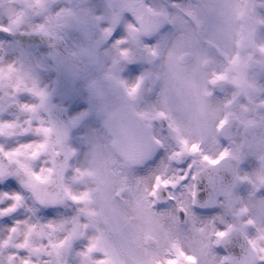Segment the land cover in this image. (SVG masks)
<instances>
[{"label":"clouds","instance_id":"obj_1","mask_svg":"<svg viewBox=\"0 0 264 264\" xmlns=\"http://www.w3.org/2000/svg\"><path fill=\"white\" fill-rule=\"evenodd\" d=\"M10 10L19 23H11ZM189 10L184 0H139L131 8L116 0H4L0 190L8 191L0 192V264H114L117 247L120 264H140L141 250L102 224L96 177L88 174L94 138L111 154L113 171L125 162L114 150L122 137L105 127L101 103L147 147L149 156L133 168L147 181V203L176 222L173 237L149 245L159 250L153 264H167L175 246L209 264L202 245L212 264H264V195L257 209L241 191L247 181L255 195L264 180L253 182L244 158L209 163L231 153L242 135L234 110L257 118L264 135V84L259 96L237 100L233 82H216L220 69L209 65L200 74V98L219 102L217 111L165 101L177 55L174 21H191ZM84 112L89 120L73 127ZM259 167L264 171V156Z\"/></svg>","mask_w":264,"mask_h":264},{"label":"rangeland","instance_id":"obj_2","mask_svg":"<svg viewBox=\"0 0 264 264\" xmlns=\"http://www.w3.org/2000/svg\"><path fill=\"white\" fill-rule=\"evenodd\" d=\"M203 1V5L196 6L192 8L194 10V13H196V7L199 8V14L201 15L204 11H206V14L210 11L212 15V20L208 18V21L203 22V27L206 30H209L214 26V29L217 30L218 28L222 27V0H214L215 3L212 1L211 6L207 5V1L209 0H201ZM210 9V10H209ZM179 18V17H178ZM214 19V20H213ZM217 19H220V23L217 21ZM179 23L181 25V28L190 31L192 27H184L183 25H186V21L184 18L180 19L179 18ZM219 25V26H216ZM183 26V27H182ZM192 33L187 34V32L184 34V41L186 40H191ZM226 41V44L230 46L232 42L234 41V38L232 37V34L230 35H225V38H223ZM222 39V40H223ZM194 40V38H193ZM223 40V41H224ZM190 43V41H186ZM200 90V89H199ZM244 98L238 97V100L243 101ZM238 111L240 110V114L242 116V123H245L248 119H251L252 117H249L246 113H244L241 109H237ZM235 112V111H233ZM254 118V117H253ZM88 131H91V129H88ZM94 141L95 138H94ZM104 149V148H103ZM95 160L92 164V171H90L88 174L91 176L96 177V184L94 186L95 191H100L104 190L105 195H96V198L101 201L103 205V211L105 213V216H108L109 219L107 222L111 226V228H116L117 231H122L130 234L132 238L137 240L136 244H130L132 248L134 249H140L141 252L143 253L142 255L136 257V259L140 262V264H153V261L156 259V257L159 255V250L155 247L152 248H143V247H138L142 243L143 235L146 234H153L156 235V237H159L161 240H166L169 239V237L163 232V224L159 222L158 218L156 217L158 213L155 212V216L153 215V209L150 207V205L147 203L145 196H144V191L142 189V186L139 184L133 185L132 182V168L133 165L141 163L137 162L133 165H126L124 162L123 165L120 167L116 168L115 171H113L112 168L108 170V165L113 164L114 161L111 158V154L108 153V156H105V149L99 150L98 147L95 144ZM230 154L240 156L246 160L249 161V163L244 164L245 169H249L252 171V173L257 174V176L253 177L252 175V180L255 184L259 185L261 180H263V174L260 176L256 170V165L257 161L260 158L261 154V149L254 148L251 151L243 154L236 145H233L232 151ZM107 163V164H106ZM109 163V164H108ZM259 166V164H258ZM260 168V167H259ZM261 171V169H260ZM262 173V171H261ZM101 181L104 182L100 183ZM103 184V185H102ZM247 190L252 188V184H248L247 181H245ZM139 185V186H138ZM122 189V191L119 194H114L115 189L118 188ZM255 190V189H254ZM245 194L248 193V191H245L244 189H241ZM259 195H264V188H261L259 192H256V194L253 197H250L248 203L251 206H255L257 209V204L256 201H258L257 196ZM87 195L85 194L83 198H86ZM88 198V197H87ZM131 198H136L135 200L137 201L138 208L134 210L133 212L126 210V208L129 205ZM254 202V205L252 203ZM125 213L128 216L134 215L136 218H127L129 221L130 226L128 224H124L125 218L124 215ZM133 213V214H132ZM166 217L171 220L173 219V226L176 229V222L174 217H172L170 214H166ZM113 219V220H110ZM135 219V222L132 224L133 220ZM166 220V219H165ZM140 225V228L139 226ZM173 244H175V240L173 241ZM167 251L173 253V258L168 259L167 263L169 261H173L174 256H178L180 259H184V254L182 251L179 250L178 246L171 247V249H167ZM201 256L202 257H207L209 264H212V258L210 255H208V249L206 246H201ZM120 264V263H119Z\"/></svg>","mask_w":264,"mask_h":264},{"label":"bare ground","instance_id":"obj_3","mask_svg":"<svg viewBox=\"0 0 264 264\" xmlns=\"http://www.w3.org/2000/svg\"><path fill=\"white\" fill-rule=\"evenodd\" d=\"M184 3L186 4V5H188L189 6V4H188V1H186V0H184ZM254 174V173H253ZM137 175H138V173H137ZM253 177H254V175H253ZM137 180L140 182V183H142L143 185H145L146 184V179L145 178H142V177H140L139 175L137 176ZM117 190V189H116ZM249 191H255L254 189H253V187L249 190ZM252 196H254V195H252ZM245 197H246V203H248V201H247V199L249 200L250 199V195H248V193H246L245 194ZM249 204V203H248ZM256 204H257V207H258V209L260 208V206H261V201L260 200H258V201H256ZM138 203L136 202V200H132V203L130 204V206H129V211H131V212H133L136 208H138ZM250 205V204H249ZM252 205H254V202L252 203ZM164 218H166V215H165V213H163L162 214V216H161V219H162V224H163V232L170 238V237H173V234L175 233V231H176V229H175V227L173 226V222H172V220H164ZM174 240V239H173ZM189 259H192V260H194V261H196L197 262V259H196V257H194V256H192V255H189V257H188Z\"/></svg>","mask_w":264,"mask_h":264},{"label":"snow or ice","instance_id":"obj_4","mask_svg":"<svg viewBox=\"0 0 264 264\" xmlns=\"http://www.w3.org/2000/svg\"><path fill=\"white\" fill-rule=\"evenodd\" d=\"M3 3H4V0H0V6H2ZM9 15H10V17H13L11 19L12 24H17L20 22V16L18 14L14 13L13 11L10 10ZM0 30L5 31V32L9 31L8 29H0ZM43 131L47 132L48 130L44 129ZM205 159H207V157ZM212 162L214 163V161H212ZM7 191L8 190H6V189L0 190V192H7ZM14 198L18 199V197H14Z\"/></svg>","mask_w":264,"mask_h":264},{"label":"water","instance_id":"obj_5","mask_svg":"<svg viewBox=\"0 0 264 264\" xmlns=\"http://www.w3.org/2000/svg\"><path fill=\"white\" fill-rule=\"evenodd\" d=\"M110 125L114 127L121 126L120 117L116 118V116L110 121ZM115 129V128H114ZM116 130V129H115ZM117 131V130H116Z\"/></svg>","mask_w":264,"mask_h":264},{"label":"flooded vegetation","instance_id":"obj_6","mask_svg":"<svg viewBox=\"0 0 264 264\" xmlns=\"http://www.w3.org/2000/svg\"><path fill=\"white\" fill-rule=\"evenodd\" d=\"M120 5H125V6H127L125 3H121Z\"/></svg>","mask_w":264,"mask_h":264}]
</instances>
